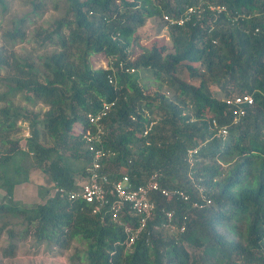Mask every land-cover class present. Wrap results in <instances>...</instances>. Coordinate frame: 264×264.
Returning a JSON list of instances; mask_svg holds the SVG:
<instances>
[{
	"label": "trees",
	"instance_id": "trees-1",
	"mask_svg": "<svg viewBox=\"0 0 264 264\" xmlns=\"http://www.w3.org/2000/svg\"><path fill=\"white\" fill-rule=\"evenodd\" d=\"M66 3L64 17L44 38L57 51L41 57L40 68L0 48V69L11 71L4 78L6 93L0 95V218H17L22 227L18 234L7 230L3 257H14L18 235L59 250L76 241L84 250L70 261L83 264H264V0ZM210 5L224 11L209 10ZM189 8L196 12L182 25L163 21L165 15L183 17ZM152 18L167 29L171 51L152 44L133 57L139 45L136 33ZM21 36L16 26L7 41ZM94 54H103L108 67L92 68ZM180 67L199 83L178 78ZM140 70L163 78L172 98L147 95L139 83ZM18 94L32 104L42 103L46 111L27 113L6 97ZM243 94L252 96L253 103L232 124L223 99ZM103 103L109 108L101 121V144L114 156L100 172L128 175L137 185L155 173L160 186L182 189L192 200L199 186L211 202L197 210L154 195L156 210L147 234L130 250L123 244L122 228L108 216L92 214L80 200L51 195L54 188L76 189L86 177L91 154L82 131L86 115L97 113ZM151 120L155 125L142 137ZM212 121L226 127L227 135H218ZM22 122L29 128V136L22 138L24 149L14 138ZM195 147L199 150L191 165L186 154ZM26 161L32 163L29 170L23 167ZM35 170L46 182L37 186L40 202L20 204L13 199L15 187L30 182ZM161 208L175 211L173 223L184 224V232L169 234L161 227ZM125 220L132 222L128 213Z\"/></svg>",
	"mask_w": 264,
	"mask_h": 264
},
{
	"label": "rangeland",
	"instance_id": "rangeland-1",
	"mask_svg": "<svg viewBox=\"0 0 264 264\" xmlns=\"http://www.w3.org/2000/svg\"><path fill=\"white\" fill-rule=\"evenodd\" d=\"M37 4L38 9L34 10L33 5ZM67 9L66 0H3L0 4V48L13 52L16 56L26 59L40 68V58L57 51L52 40H45L46 35L55 27V22L64 17ZM18 27L22 36L13 43L7 41V33L14 27ZM136 36L139 45L135 47L136 57L142 52L143 48L155 44L157 47H164L167 52L171 51L167 29L161 30L160 20L152 18L138 29ZM92 68L103 69L108 67L109 60L103 54H94L89 58ZM11 73L9 69H0V95L6 93L4 78ZM139 83L144 87L147 95L153 96L156 92L164 93L168 98H172L173 92L163 84V78L156 79L151 72L140 70L138 72ZM176 76L187 83L197 85L199 80L189 76L184 67H180ZM215 96L222 97L215 87H211ZM220 94V95H219ZM15 105H18L23 111L39 116L46 111V107L40 103L34 104L25 100L23 95L9 97ZM4 102L0 100V108ZM157 113V111H156ZM20 132L14 136L19 138L22 149L24 142L22 138L29 136L27 123H19ZM28 128V129H27ZM28 131V136H25ZM80 127H75L73 132L76 134ZM32 166L30 161L23 163V167L29 170ZM46 184L42 174L34 171L30 182L20 184L15 187L13 199L23 205H33L40 202L37 195V186ZM3 192L0 191V197ZM0 264H83L78 260L70 261L71 256L77 254L80 256L84 250V245L74 241L67 250L47 247L45 244H37L32 237H23L16 235L13 243L17 245L14 257L6 258L2 255V249L7 245V230L12 229L15 234L22 230L20 220L11 216L0 218ZM79 258V257H78Z\"/></svg>",
	"mask_w": 264,
	"mask_h": 264
},
{
	"label": "built area",
	"instance_id": "built-area-1",
	"mask_svg": "<svg viewBox=\"0 0 264 264\" xmlns=\"http://www.w3.org/2000/svg\"><path fill=\"white\" fill-rule=\"evenodd\" d=\"M209 10H216L220 13L224 11V8L210 5ZM195 12V8H189L183 17L173 18L165 15L163 16V21L169 26L182 25L189 19V14ZM108 80L109 83H113L112 77H109ZM223 102L230 109L232 124H236L246 114V107L252 105L253 99L248 94L232 95L224 98ZM108 108L109 104L103 103L102 108L97 113L86 115L87 124L82 131V139L85 142V148L91 154V162L86 169V177L75 184L76 189L54 188L51 195L57 194L59 197L70 201L80 200L91 208L92 214L99 215L101 218L108 216L110 221L122 228L124 233L123 244L126 249L130 250L136 240L146 233L147 225L153 218L156 210L154 195H158L167 201H182L197 210L209 205L211 202L205 194L204 188L199 186L195 187L197 189V198H193L194 200L182 189H167L160 186L155 173L151 174L145 183L137 185L130 180L128 175H114L112 177L100 172L102 163L114 156L112 152L104 151L101 144V138L104 134L101 121L105 117ZM145 116L148 117L147 115ZM154 125L155 121L151 120L145 126L141 136H148ZM212 125L218 135H227L226 127L218 128L215 121H212ZM25 136H28V131ZM198 150L199 147H195L187 151L186 157L191 165ZM161 212L165 219L161 227L166 228L169 234L184 232V224L177 227L173 223L174 210L161 208ZM125 213H128V217L132 219V222L125 220ZM153 228L157 229L159 227L158 225H153Z\"/></svg>",
	"mask_w": 264,
	"mask_h": 264
}]
</instances>
